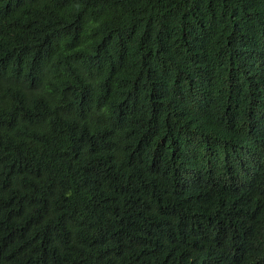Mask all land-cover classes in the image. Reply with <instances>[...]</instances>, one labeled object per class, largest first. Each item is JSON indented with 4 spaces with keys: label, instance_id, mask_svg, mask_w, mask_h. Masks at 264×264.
<instances>
[{
    "label": "trees",
    "instance_id": "1",
    "mask_svg": "<svg viewBox=\"0 0 264 264\" xmlns=\"http://www.w3.org/2000/svg\"><path fill=\"white\" fill-rule=\"evenodd\" d=\"M0 264H264V0H0Z\"/></svg>",
    "mask_w": 264,
    "mask_h": 264
}]
</instances>
